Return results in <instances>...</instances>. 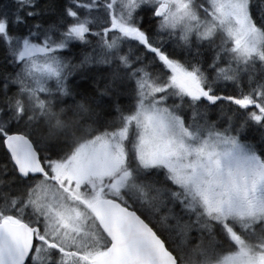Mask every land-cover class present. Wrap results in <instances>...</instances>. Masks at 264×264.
I'll return each mask as SVG.
<instances>
[{
	"label": "snow or ice",
	"instance_id": "obj_1",
	"mask_svg": "<svg viewBox=\"0 0 264 264\" xmlns=\"http://www.w3.org/2000/svg\"><path fill=\"white\" fill-rule=\"evenodd\" d=\"M0 264H264V0H0Z\"/></svg>",
	"mask_w": 264,
	"mask_h": 264
}]
</instances>
